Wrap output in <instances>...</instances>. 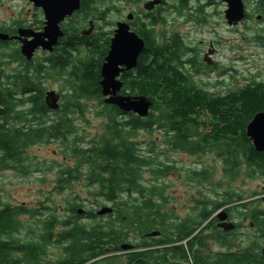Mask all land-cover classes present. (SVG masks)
<instances>
[{"label": "trees", "instance_id": "trees-1", "mask_svg": "<svg viewBox=\"0 0 264 264\" xmlns=\"http://www.w3.org/2000/svg\"><path fill=\"white\" fill-rule=\"evenodd\" d=\"M112 1L81 0L75 21L66 24L64 36L48 57L45 70L37 61L23 73L5 71V66L26 61L18 50L5 53L6 44H0V108L6 115L0 123V172L13 169L20 175L28 174L27 148L60 141L66 157L74 161L66 168H57L60 177L56 184L60 188L71 182L64 175L74 176L75 180L84 177L89 186L105 193V201L113 203L119 223L143 225L145 231L158 228L169 239L170 212L164 205L168 199L164 196L167 186L160 180L173 174L176 168L157 161L153 147L141 150L136 138L142 132L149 135L158 132L167 151L190 155L215 152L223 175L231 180L242 172L248 178H264V152H255L246 137L249 122L264 111V80H251L224 93L212 91L209 82L199 85L195 80L193 71L197 62L189 55L191 47L179 34L157 38L133 24V32L144 41V49L135 69L121 75V93L147 98L152 103L149 115L140 118L104 104L100 71L112 31L103 32L98 22L118 12ZM185 8L184 2L175 7L178 14ZM258 12L264 16V4ZM90 21L97 27L95 32L88 36L82 34L84 30L78 32L79 26ZM48 81L61 82L66 91H60L58 120L46 126L43 118L48 112L44 101ZM91 102H97L98 109L91 111ZM89 113L103 119L104 128L102 134L85 140L73 118L87 122ZM36 119H40L37 126L30 125ZM144 174H149L151 180H146ZM212 174L209 168L200 173L194 170L187 181L195 180L201 185ZM76 200L79 198L73 201ZM76 206H70V211L77 213ZM41 210L30 212L13 207L0 197V264H28L26 260L7 258L18 252L35 262L40 260L53 241L54 226L59 221L56 207L46 204ZM26 213L43 225L38 240L31 244L20 243L12 235L23 228L20 219ZM184 226L180 232H184ZM2 236L7 240H2ZM167 255L168 249L161 254V264H169Z\"/></svg>", "mask_w": 264, "mask_h": 264}, {"label": "flooded vegetation", "instance_id": "flooded-vegetation-1", "mask_svg": "<svg viewBox=\"0 0 264 264\" xmlns=\"http://www.w3.org/2000/svg\"><path fill=\"white\" fill-rule=\"evenodd\" d=\"M28 1L32 5L30 0ZM153 1L155 0H121L123 6H135L137 10L128 12L127 16L132 15V20L128 21L126 16L125 20L120 21L126 22L130 26L131 31H133V24H135L157 38H161L163 34H179L172 31H159L158 29L164 26L167 27L170 23V20L164 18L165 14L170 12L177 14L175 7L184 2L186 5L185 12L201 15L203 18L197 19L188 16L186 17L188 22H205L206 14L203 6H197L192 9L187 5V0H159L160 3L158 5L146 10L144 6ZM246 2L248 0H244V6ZM221 3L223 2L221 1ZM263 4L262 0H252V19L255 18L260 23H264V16L258 10ZM223 5L226 6L225 3ZM32 8L33 14L29 16V20L13 21L11 25L0 24V33L6 34L11 38L6 42L0 41V44L3 43L7 46L4 52L18 50L21 59L26 61V64L16 61L4 67L5 71L12 74L23 73L26 67H32L37 61L41 62L42 68L45 70L44 66L48 63V57L54 54V50L52 53H48L38 49L33 54V57L27 61L20 52L22 40H32V37L19 40L20 31H26L29 34H42L44 32V14L33 5ZM199 9L201 10L200 13ZM76 13L61 25L62 31H65L66 24L75 21ZM248 18L249 14H247L245 8L244 20ZM92 24L94 32L97 27L93 22ZM77 29L78 32H81L79 27ZM179 35L181 36V34ZM189 55L197 62V66H195L193 71L195 80H197L200 75L205 73L203 63L206 64V62L204 58H201L199 50L194 47L190 48ZM209 66L210 70L213 71L216 68V63L212 62ZM32 71L30 70V72ZM216 85H220V83ZM214 87L216 86H212L211 90L214 91ZM47 92L45 90V93ZM56 94L59 95L60 106L62 94L61 92ZM44 115L43 124L47 126L56 122L60 114L57 110L48 109V112ZM5 116L3 111L0 115V123ZM39 121L40 119L31 121L30 125L37 126ZM73 121L79 126L80 119L73 118ZM57 142L61 145V151H63V145L60 141ZM162 142L164 144V139ZM30 148H27V150ZM187 155L190 157L202 156L198 154ZM26 157V161H28L29 158L27 155ZM68 162L61 165V167L66 168L67 165L74 161L69 159ZM219 163L221 164L220 161ZM204 168L201 167L196 170L197 173L202 172ZM192 171H190L189 175ZM56 177L57 182L60 176L56 175ZM213 177L212 174L211 178L203 184H208ZM221 177L222 181L226 182V185L221 186L219 190H209L204 187L202 190L187 191L188 207L186 214L178 215L173 211H169L170 229L168 233L170 237L166 239L158 228L145 231L143 225L119 223L117 221L119 216L117 209L112 202L104 200V192L101 193L95 190V187L89 186L84 177H79L75 180L74 176L64 175V178H69L71 182L62 188L57 185V191L70 190L76 182L82 181L88 189V194L95 199V203L91 206L92 208L85 209L82 202L73 201L74 198H79V195L73 194L71 202H68L63 208H61L62 206L58 208L57 216L59 221L54 226L53 241L46 246L44 254L39 261H33V259L25 256L22 252L13 253L7 258L13 261L18 259L21 261L26 260L29 261L28 264H161V254H164V251L168 249L166 258L169 264H264V195L259 198L254 190L249 193L241 192L234 189L231 185L233 181L231 182L230 178L224 176L223 173ZM135 195L139 196V198L141 197L137 193ZM123 196H126V194H123ZM164 196L165 198L167 197L166 195ZM167 198V203L164 204L166 207L170 197ZM141 202V200H138L137 203L141 204ZM155 203H158V201H155ZM76 204L81 205L76 206ZM70 206L79 207L77 208V213L70 211ZM104 209H107L108 212L98 215ZM23 216L30 215L26 213ZM29 225L14 232L12 234L13 238L20 243L31 244L37 241L40 234L39 231L43 225L35 222V227L38 230L37 228L33 229ZM183 225H185L184 232H180ZM182 236H185L183 240L180 239ZM1 239L7 240L6 236H2ZM167 240H169V243H167ZM52 247L56 249V254H54L56 257L53 259V255H51L52 259L49 260V250Z\"/></svg>", "mask_w": 264, "mask_h": 264}, {"label": "rangeland", "instance_id": "rangeland-1", "mask_svg": "<svg viewBox=\"0 0 264 264\" xmlns=\"http://www.w3.org/2000/svg\"><path fill=\"white\" fill-rule=\"evenodd\" d=\"M118 12L110 13L104 22H98L102 31H112L116 22L125 20L128 12L136 11L135 6L126 7L121 2L112 1ZM173 4V3H172ZM189 8L195 9L203 6L206 19L204 23L188 22L186 17L203 19L202 16L183 11L182 14L170 12L164 18L170 20L168 26L160 27L159 31H172L181 34L185 42L199 50L205 73L197 78L198 84H210L214 91L220 93L228 89L239 88L246 85L251 80H264V23L258 22L252 16L243 20L237 26L230 27L224 19L226 6L221 0H187ZM247 14H252V1L245 3ZM32 5L28 0H2L0 1V24L11 25L13 21L29 20L33 14ZM88 23L83 24L81 30L88 29ZM112 24V26H111ZM166 27V28H165ZM95 32V31H94ZM257 37L263 39L259 41ZM39 58V57H38ZM200 58V59H201ZM216 63L215 70L211 71V63ZM220 83V85H216ZM47 91L56 93L63 90L61 82L48 81L45 85ZM66 90H63L65 92ZM213 91V90H212ZM91 111L98 109L97 102H91ZM88 119V120H87ZM87 122L80 120L79 127L85 140L93 139L103 131L101 118H95L89 113ZM163 138L158 132L151 135L142 132L136 138L141 150L145 151L153 147L158 154L157 161L166 165H173L176 171L161 179L160 183L167 186L165 195L170 197L167 205L168 211L175 214L184 215L188 207L187 191L219 190L226 185L222 181V166L217 160L215 152H207L200 157H190L185 153L167 151L162 142ZM28 174L20 175L15 170H3L0 172V197L2 201L13 207H22L30 212H42V205H50L58 208L66 206L72 201L73 194L79 195V202L84 204L85 209L92 208L95 199L88 194V189L84 182H76L70 190L57 191L56 175L57 168L66 164L69 159L58 142L44 143L32 146L26 154ZM66 159H65V158ZM69 163V162H68ZM201 167L209 168L213 171V178L208 184L200 185L197 181H187V176L192 170H199ZM146 180H151L149 174L143 175ZM239 177L230 180L234 189L244 193L256 191L261 198L264 195V178H248L245 172ZM263 207V206H262ZM35 219V218H34ZM30 216H22L20 222L23 228L27 225L35 227V221ZM25 232V231H24ZM48 259L56 257V249L49 250Z\"/></svg>", "mask_w": 264, "mask_h": 264}, {"label": "water", "instance_id": "water-1", "mask_svg": "<svg viewBox=\"0 0 264 264\" xmlns=\"http://www.w3.org/2000/svg\"><path fill=\"white\" fill-rule=\"evenodd\" d=\"M226 4L224 19L228 26H237L245 19L244 0H221ZM252 1V0H248ZM32 5L40 9L44 14V32L42 34H29L26 31L19 32L21 38H31V41L22 40L20 52L28 61L33 57L36 50L52 53L63 38L64 32L61 25L70 19L74 13L81 8V0H30ZM160 3L159 0L150 2L144 6L150 10ZM132 20V15L126 18ZM94 26L89 23V28L82 31L85 36L93 32ZM6 34L0 33V41L10 40ZM109 51L101 66V80L99 86L101 96L106 105L117 107L124 114H134L140 118L149 115L152 103L144 97H133L122 94L123 83L120 80L122 74L135 69L139 55L144 49V41L133 31L126 22H117L112 31L109 42ZM46 107L52 111L59 108V95L54 91L45 94ZM3 110L0 108V115ZM246 137L251 142L255 152H264V111L256 114L246 127ZM108 210H101L98 215L107 213Z\"/></svg>", "mask_w": 264, "mask_h": 264}]
</instances>
